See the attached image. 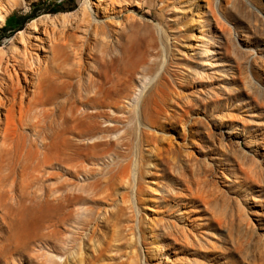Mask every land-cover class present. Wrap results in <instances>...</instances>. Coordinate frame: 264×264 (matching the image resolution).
Returning <instances> with one entry per match:
<instances>
[{
    "label": "rangeland",
    "instance_id": "obj_1",
    "mask_svg": "<svg viewBox=\"0 0 264 264\" xmlns=\"http://www.w3.org/2000/svg\"><path fill=\"white\" fill-rule=\"evenodd\" d=\"M0 96V264H264V0H0Z\"/></svg>",
    "mask_w": 264,
    "mask_h": 264
},
{
    "label": "bare ground",
    "instance_id": "obj_2",
    "mask_svg": "<svg viewBox=\"0 0 264 264\" xmlns=\"http://www.w3.org/2000/svg\"><path fill=\"white\" fill-rule=\"evenodd\" d=\"M87 5V8L85 9V11L83 12V14H82V16L83 15H86V13L87 12H89L90 14H91V16H92V20L95 22V23H97V19H96V17H95V15H94V11H93V9H92V7L90 6V4L89 3H87L86 4ZM52 22H51V27H54V29H56L57 28V20H51ZM61 22V21H60ZM63 23H64V25H65V28H71V27H73V22L71 21V20H63ZM46 23H44V22H33V25L30 27V31H35L36 33H38L39 31H40V28H46V30H47V27H46V25L48 24H46ZM165 57H167V55H165ZM165 64V63H164ZM2 101V99H1V96H0V102ZM138 176H139V171L136 169V170H134L133 171V181H134V183H135V189H136V183H137V180H138Z\"/></svg>",
    "mask_w": 264,
    "mask_h": 264
}]
</instances>
